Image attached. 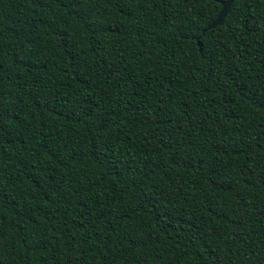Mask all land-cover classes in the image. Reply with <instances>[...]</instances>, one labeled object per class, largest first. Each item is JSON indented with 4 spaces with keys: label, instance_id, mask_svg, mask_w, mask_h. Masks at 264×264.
<instances>
[{
    "label": "trees",
    "instance_id": "16d2710c",
    "mask_svg": "<svg viewBox=\"0 0 264 264\" xmlns=\"http://www.w3.org/2000/svg\"><path fill=\"white\" fill-rule=\"evenodd\" d=\"M220 1L0 0V264H264V0Z\"/></svg>",
    "mask_w": 264,
    "mask_h": 264
},
{
    "label": "water",
    "instance_id": "95a60500",
    "mask_svg": "<svg viewBox=\"0 0 264 264\" xmlns=\"http://www.w3.org/2000/svg\"><path fill=\"white\" fill-rule=\"evenodd\" d=\"M220 3H221V9H220L216 19L214 21H212L206 28H204L202 30V33L207 29L214 28L215 26L219 25L222 22V19L226 15V12H227V9L231 3V0H221ZM197 44H199V38H197Z\"/></svg>",
    "mask_w": 264,
    "mask_h": 264
}]
</instances>
